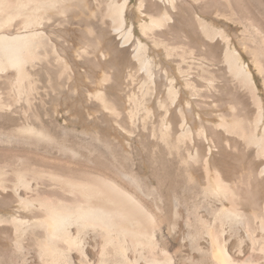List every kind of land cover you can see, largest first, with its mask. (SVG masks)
<instances>
[{
	"label": "bare ground",
	"instance_id": "obj_1",
	"mask_svg": "<svg viewBox=\"0 0 264 264\" xmlns=\"http://www.w3.org/2000/svg\"><path fill=\"white\" fill-rule=\"evenodd\" d=\"M147 1L139 0L138 11L145 9ZM192 1L198 11L216 8L211 0ZM219 1L232 11L230 19L236 15L233 10L239 12L242 18L239 20L244 26L257 22L246 1L264 7V0ZM129 2L0 0V80L6 79L19 96L39 87V81L31 75L37 70L50 74L47 82L50 87L55 82L51 76L55 69H58L56 81L69 84L73 78L71 68L61 56H77L85 61L88 56H126L118 49V41L129 52L128 56H133L138 62V73L144 75L139 88L151 105L135 103L130 110L125 109L118 103L116 94L111 98L102 89L111 81L106 72L98 82L101 90L88 94L92 101L88 109L70 110L69 115L79 120L72 124L82 128L81 134L90 135L92 141L99 133L107 136L118 134L115 127L127 134L155 139L162 146L154 145L155 154L161 155L163 149L169 155L175 153L178 169L190 167L185 172V179L182 178L183 186H187L183 193L189 191L194 195L193 200L189 201L186 194L178 197L177 185L170 201L169 194L161 188L159 177L160 181L155 176L158 186L154 188L141 175L139 168L134 170L126 163L128 160L121 162L115 158L111 167L98 160L84 161L80 158V151L63 143L60 148L69 152L70 160L55 159L50 161L53 164L50 168L28 166L25 158H16L17 163L10 170L0 164L2 198L7 203L15 202L17 212L9 219L0 218V222L8 221L12 226L10 233L6 231L10 245L0 247V264H183L185 258L192 261L197 257L193 253L184 254L188 239L201 255L202 264H245L249 262V256L242 260L245 251H255L257 245L264 253V200L260 204L264 196V107L256 94L251 72L241 64L237 51L224 32L196 15L192 7L186 6L182 0H155L156 4L146 9L149 22L139 25L140 33L161 47L165 56L181 58H176L180 61L177 63L178 72L192 98H206L207 93L214 89V83L208 81L205 87L199 83L202 88H197L199 85L191 80V70L195 71L200 65L197 66L188 56H195L200 44L216 52L218 48L211 43L217 39L223 45L229 73L250 91L256 109L251 123L239 113L231 116L230 123H226L224 114H220L222 122L215 126L207 124L204 127L200 115L195 117L198 123L190 121L187 109L191 104L187 102L185 108L178 104L180 92L177 81L169 77L166 70L161 77L144 57L148 54V46L135 35L134 24L128 22ZM180 10L184 12L183 16L180 15L183 21L181 30L170 27L167 33L154 32L174 22L170 12L175 14ZM141 14L145 15L144 12ZM74 21L78 38L71 32ZM94 67L98 66L95 64ZM128 78L134 83L133 76ZM162 87H165L164 99ZM237 106L244 110V101L239 99ZM231 109L233 111L234 107ZM99 124L106 126L102 128ZM218 129L227 135L235 134L239 139L236 142L227 138L223 140L225 148L220 149L221 168H216L212 157L213 147L217 142L221 144L217 139L222 138ZM13 132L36 146L44 143L49 148L56 141L53 130L43 122L37 125L28 121ZM182 148L185 149L184 155L180 151ZM233 149L245 152L230 151ZM250 151L254 153V160L259 161L257 166L248 154ZM13 153V156H22L24 150ZM231 159L235 161L234 166L226 163ZM199 167L203 178L198 175ZM8 176L13 178L9 180ZM252 183H256L257 189L250 196L248 188ZM155 192L159 197H154ZM181 206L192 212L194 221L202 226L193 228L186 240L182 237L179 240ZM203 207H207L206 212L201 210ZM242 207L250 211L249 216L241 211ZM240 225V231H232V226ZM30 241H34V247L29 246ZM236 243L239 244L238 251L234 250Z\"/></svg>",
	"mask_w": 264,
	"mask_h": 264
},
{
	"label": "rangeland",
	"instance_id": "obj_2",
	"mask_svg": "<svg viewBox=\"0 0 264 264\" xmlns=\"http://www.w3.org/2000/svg\"><path fill=\"white\" fill-rule=\"evenodd\" d=\"M182 1L186 6L192 7L196 15L198 14V16L208 23H211L215 28L222 30L224 35L228 37L231 42V46L237 51L240 57L241 64L245 68H248L251 72L257 89L256 94L261 98L262 105L264 107V7L260 8L258 5L246 1V4H249V9L256 16L257 22L251 26H244V24L241 23L242 18L240 17L239 12L233 10L236 15L233 17V19H230L232 11L228 9L224 2H220L219 0H211L216 6L215 10L198 11L195 9L196 6L192 0ZM156 2L155 0L147 1L148 4L145 2V9L143 7V10L141 11L142 13L144 12L145 15H142L137 9L139 0H130L128 5V22H132L134 24L135 35L139 37L145 44H147L148 54L144 57H146L151 62L153 70L155 72L158 70L161 74V77L163 75L162 72L166 70L167 75L169 77H173L175 81H177L176 86L180 92L178 104L184 108L187 102L189 105L191 104L189 107L190 109H187L190 111V113H187L189 120L196 122V115H200V122H203L202 125L204 124V127H207V124L210 126H215L222 122L220 114H224V120L226 123H230L232 120L231 116H237L236 114L239 113L240 116L245 117L246 120L251 123L256 113L252 95L246 86H242L241 83L237 79L233 78L229 73L227 65L224 61V49L220 40L218 41L216 39V41L211 43L213 46L215 44L216 49L218 48L216 52L209 50L208 47L200 44L198 45L200 49L198 48V51H195V56H188L190 59L193 58L194 60H191H193L196 65L199 64L201 67L200 68L198 65V67L195 66L197 67V69H195L196 72L191 70V73L193 74L191 75L192 82H194L195 85H199V83L201 85L204 84V87L208 81H213L214 83V89L210 91L211 93H207L206 98L204 97L202 99L199 97L196 99L192 98L190 94L191 91L186 88L184 80L179 75L177 66L180 61L178 59L176 60V58L179 56H165V53L161 47L155 46L152 44V42H150V39L141 35L139 25L144 22H149V18L146 15V9L150 5H153V3L156 4ZM199 6L201 7L200 4ZM180 11L178 13L175 12L177 16L174 14V12H170L174 22L165 25V27H162L163 29L160 28L159 30H155L154 32L157 34L162 32L167 33L171 28L181 30L183 21L180 19V15H182L184 12L181 11L182 13L180 14ZM239 18L241 19L239 20ZM71 28V32L74 33V37L78 38L79 34L77 33L75 21L72 23ZM204 42L206 43L207 41ZM117 45L122 54H126V56H88V60L85 58L86 61L84 59H78L77 56H61L64 58V60H66L67 65L71 68L70 74L73 78L69 84L65 81H63L62 84L61 82L58 83L56 81L58 73L56 71H58V69H55V71L51 73L52 79L55 82L53 83V86L50 87L47 84L50 74H48V72L45 70H37L33 73L31 72V75L33 79L39 81V87L35 90H30L31 92L28 91L27 93H25L26 90H24L25 94L19 96L17 95L16 90L9 86L6 79L0 80V164L2 163V165H6V169L8 168L7 170H10V168H13L17 163L16 158L22 157L25 158V162L28 166H38L39 168L41 165L42 168H50L53 165L50 163V161L55 159L70 160L71 156L69 152L63 151L60 148V144L63 143L67 147H71L78 152L80 151V158L82 157L81 159L84 161L98 160L97 162L104 164L107 167H111V163L115 161V158L119 161L121 160V162L128 160L125 162L130 164V166H132L131 168L134 170H136V167L139 168L141 175L147 178L151 182V186L154 188L158 186V180L160 179L161 181H159L161 183V188L163 191L169 194L170 201L173 199V191L177 185H179L176 189V195L178 197L186 194L189 196V201L193 200L194 195L189 194V191H187V193H183L187 186H183L185 183L183 182L182 178L185 179V172H187L190 167L182 166L181 169H178V164L175 163V153H172V156L163 149L161 154L162 156L155 154L153 151L154 145L158 144L160 147H162L155 141V139L143 137L141 134H127L123 130L115 127L118 134L112 133L110 136H107L104 133H99L96 140L92 141V137L90 135L84 136L81 134L82 128L74 127L72 124L73 121L79 122V120L74 118L73 115H69L70 110L79 107L82 108V110L88 109V104H92V101H90L88 98V94L94 92L95 90H101V86H98V82L102 78L103 73L106 72L111 76V81L103 85L102 89L104 88L103 90H105L107 95H109L111 98H113L116 94L119 99L118 103H120L122 106L124 105L123 107L125 109L130 110V108L135 103H146V105H151L149 99L147 97L144 98V92H142V90L139 88L142 81L144 80V75L138 73V62L133 58V56H128L129 52H126L124 48L121 47V44L118 43V41ZM179 59L181 58L179 57ZM95 64L98 67L95 68ZM8 74L10 75L11 73ZM129 75L135 78L134 83L129 80ZM196 75L197 77H195ZM161 84L164 83L162 82ZM197 88L199 89L202 87L199 85ZM164 92L165 87H162V99H164ZM28 94L29 97H27ZM239 99L244 101V110L242 111L237 106ZM27 100L30 101L28 102ZM232 106L234 107L233 111L231 109ZM28 121L37 125L38 122H43V124L50 127L51 131L53 130V136L56 140L55 143L51 144L52 146L47 148L49 146L48 145L46 147L47 144L41 143L39 146H36L35 144L31 143V141L20 139L13 131L16 127ZM125 124L128 127V122ZM99 126L104 128L106 125L99 124ZM218 131L219 134L221 133L220 135L223 139L217 138L219 141L221 140V144L217 142L215 147H213L212 157L214 159L216 168H221L220 149L222 147L225 148L223 140L227 138L236 142L239 139L235 134L227 135L222 129H218ZM23 150L24 154L22 156H13L11 154L12 151L14 152L13 154H15V151L23 152ZM1 151H4L5 154H3V152L1 153ZM7 151L10 153L8 154ZM180 151L182 155L185 154V149L182 148ZM230 151L239 152L242 154L245 152L243 149L235 151L233 149ZM248 154L251 156L254 164L257 166L259 161L254 160V153L250 151ZM27 156L29 158H27ZM34 156H37L38 160ZM12 161L14 162L12 163ZM3 162H6L7 164ZM226 163L227 165L233 164L234 166L235 161L231 159ZM199 169L200 171L198 172L200 173L198 175L203 178L201 168L199 167ZM155 176L157 179L159 177V179L157 180ZM8 178L10 180L13 177L8 176ZM201 181L202 183L204 182L203 179ZM259 181L257 182L259 183ZM256 189V183H252L251 186H249L248 190L250 191V196H253ZM2 197L3 195L0 189V218L9 219L10 217L17 214L16 204L15 202L7 203ZM154 197H159V194L155 192ZM263 200L264 196L262 199H260V204L263 202ZM180 209L182 214L179 220V224L181 226V236L179 234V240H181V237L185 238L186 240L187 235L194 231L193 228L200 229L202 226L199 225L200 223L194 221L192 212L188 211L185 206H181ZM201 210L206 212L207 207H203ZM172 211L173 207L170 209L171 217L173 214ZM241 211L247 216L250 215V211L245 210L243 207L241 208ZM260 212V215L263 216L262 210H260ZM26 218L31 217L26 216ZM241 226L242 225L235 226V228L232 226V231H235L236 229H239L240 231ZM11 227L12 226L10 223H8V221L0 222V247H6L10 245V241L6 237V231L10 233L12 230ZM29 246L34 247V241H30ZM185 248L184 254L189 255L190 253H193L197 257L192 261L185 258L183 264L203 263L200 257L201 255L197 254L196 250L193 249L194 247L193 245H190L189 239L185 242ZM234 250H239L238 243H236ZM230 252V254L234 257L235 255L231 250ZM245 253L246 254L244 257H242V260L249 256V258H247L249 262H245V264H264V253L260 252L258 245L255 248V251L248 252L246 250Z\"/></svg>",
	"mask_w": 264,
	"mask_h": 264
}]
</instances>
